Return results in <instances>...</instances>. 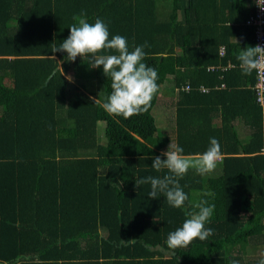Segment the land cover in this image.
Returning a JSON list of instances; mask_svg holds the SVG:
<instances>
[{
    "label": "trees",
    "instance_id": "obj_1",
    "mask_svg": "<svg viewBox=\"0 0 264 264\" xmlns=\"http://www.w3.org/2000/svg\"><path fill=\"white\" fill-rule=\"evenodd\" d=\"M81 10L90 24L104 20L109 39L124 36L130 51L149 45L144 62L159 79L147 112L109 115L94 103L112 91L102 66L52 52ZM253 12L251 0H0V264H258L264 91L261 103L256 70L245 75L237 60L241 48L255 46L245 24ZM72 67L102 93L69 98ZM167 82L176 94L172 142L196 156L216 138L223 154L213 172L189 169L179 179L188 195L183 209L163 195L149 198L150 184L135 183L167 174L151 167L170 143L152 113ZM200 199L215 205L205 225L212 235L168 248V234Z\"/></svg>",
    "mask_w": 264,
    "mask_h": 264
},
{
    "label": "clouds",
    "instance_id": "obj_2",
    "mask_svg": "<svg viewBox=\"0 0 264 264\" xmlns=\"http://www.w3.org/2000/svg\"><path fill=\"white\" fill-rule=\"evenodd\" d=\"M257 6L264 9V0H256ZM75 23L69 27V35L59 47H53L52 52H63L66 61H75L79 56L91 68L102 66L103 74L111 80V94L104 102L94 98L109 115L122 116L129 119L148 111L154 94L158 91V72L154 67L148 66L144 60L147 42L134 46L129 50L127 39L121 35H114L109 39L108 26L101 18H96L94 23H88L86 12L81 10L79 16H74ZM237 56L241 71L245 75L254 70L264 69V46H245ZM58 62V67L63 73ZM71 80V77H68ZM161 155L165 157L161 158ZM161 155L152 158L151 167L157 172L167 170L163 176H147L135 181L137 186L150 184L149 198L163 195L168 204L174 208L185 207L188 195L180 186L179 179L187 174L189 169H194L199 175L213 172L219 163H222L221 145L216 138H210L208 149L196 156L184 154V149L176 143H169L167 150ZM204 196H213L214 193L205 192ZM196 211H189V218L182 226L168 234L167 246L170 249L184 248L195 239L207 240L213 230L205 225L210 222L215 205L209 204L207 199H200L192 204ZM230 264H239L232 260ZM264 264V254L258 261Z\"/></svg>",
    "mask_w": 264,
    "mask_h": 264
},
{
    "label": "rangeland",
    "instance_id": "obj_3",
    "mask_svg": "<svg viewBox=\"0 0 264 264\" xmlns=\"http://www.w3.org/2000/svg\"><path fill=\"white\" fill-rule=\"evenodd\" d=\"M11 24L13 23V21L10 22ZM75 68H70V70L68 71V73L66 74V78H67V94L68 97H72L76 92L78 91H84L87 94H92L97 92V94L102 93L103 89L102 87L97 83V81H95L93 78L91 77H82L80 78H76L78 76L75 75ZM81 73V72H80ZM68 77H71V80L68 79ZM169 84H164V86H167ZM166 88H164L159 95V97L157 98V102L155 104V106L153 107V115L156 116L157 121H156V125H158L159 127L163 128L164 130H168L171 126V123L169 120V123L167 124L165 122V120L163 118H161V112H164V114H166L168 117L166 119H170L172 116L171 110H172V106L171 104L169 105V98L165 97L166 96ZM105 115H99V119H98V124H97V138L99 141L104 142V134H103V129L106 126V122L104 119ZM164 123H163V122ZM242 123L240 122V124L238 125V130H239V136L242 140H245L246 136L242 131ZM264 153V152H263Z\"/></svg>",
    "mask_w": 264,
    "mask_h": 264
},
{
    "label": "built area",
    "instance_id": "obj_4",
    "mask_svg": "<svg viewBox=\"0 0 264 264\" xmlns=\"http://www.w3.org/2000/svg\"><path fill=\"white\" fill-rule=\"evenodd\" d=\"M251 3L254 12L245 20V24L253 28L254 45L264 46V9L257 6L256 0H251ZM184 88H188V86H185ZM254 89L258 95V100L263 103L262 93L264 91V69L256 70V83ZM200 90L204 91L205 88L201 87Z\"/></svg>",
    "mask_w": 264,
    "mask_h": 264
},
{
    "label": "crops",
    "instance_id": "obj_5",
    "mask_svg": "<svg viewBox=\"0 0 264 264\" xmlns=\"http://www.w3.org/2000/svg\"><path fill=\"white\" fill-rule=\"evenodd\" d=\"M217 18H219V17H217ZM76 78H82V77H76ZM164 84H166V83H164ZM164 84L161 86V88H160V92L164 89V88H166V96L165 97H168L169 98V105L171 104V106H172V110H171V113H172V116H171V118L170 119H166L168 116L166 115V114H164V112H161V118H163L164 120H165V122L168 124L169 123V120H171L170 121V123H171V126H170V128L166 131V130H164L163 128H161V127H159L158 125H157V127H158V131L159 132H161L162 134H164V135H166V136H168V138H169V140H170V142L171 143H173L172 142V140H173V138H174V116H175V112H174V103H175V101H176V94H175V91H173V89L171 90L170 89V87H169V83L167 82V84H169V85H167V86H164ZM160 92H159V94H158V97H159V95H161L160 94ZM157 102V101H156ZM152 113H153V109H152ZM155 116V115H154ZM155 119H156V121H157V118H156V116H155ZM163 122V121H162ZM164 123V122H163ZM240 124V123H239ZM167 150V149H166Z\"/></svg>",
    "mask_w": 264,
    "mask_h": 264
}]
</instances>
